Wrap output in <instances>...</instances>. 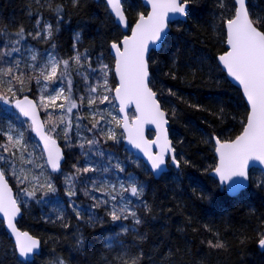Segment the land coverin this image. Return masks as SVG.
Wrapping results in <instances>:
<instances>
[{"label":"trees","instance_id":"16d2710c","mask_svg":"<svg viewBox=\"0 0 264 264\" xmlns=\"http://www.w3.org/2000/svg\"><path fill=\"white\" fill-rule=\"evenodd\" d=\"M225 2L227 9L219 7L218 0H195L189 5L187 19L170 23L164 45L150 52V87L167 113L169 135L180 166L169 164L168 170L155 178L139 158L124 148L121 139L117 143L98 137L99 151L104 155H94L97 163L119 162L125 169L122 176L130 175L143 186L140 199L132 198V206L142 223L136 225L131 217L113 222L103 205L94 210L91 219L86 214L76 217L70 203L88 208L94 201L81 191L83 177L75 181L77 195L69 198L65 194L68 185L60 175L62 171L68 175L74 173L73 165L83 167L84 161L80 158L83 160V151L88 146L81 149L75 144L72 129L69 131L72 146H68L61 131L56 132L52 135L63 146L65 160L60 171L47 172L52 176L55 193L37 191L35 197L23 200L18 198L19 188L14 178L9 171L6 174L23 211L18 225L40 239V253L32 261L19 260L0 219V264H133V261L138 264H264V248L258 245L264 231V173L257 168L250 169L247 186L234 196L210 174L217 161L213 137L220 140L236 137L248 113L240 89L228 79L217 59L226 50L225 22L233 15V0ZM248 4L250 13L264 16V0H248ZM57 5L62 9L59 14L54 10ZM123 5L128 28L139 13L147 11L140 0H124ZM57 15L64 19L52 38L43 41L27 36L28 32L35 31L38 16L55 27ZM20 27L26 34V39L21 41L22 49L30 46L38 54L54 52L58 59H69L75 54L73 43L79 34L76 49L80 53L87 50L94 67L101 54L104 62L113 67L109 45L127 33L115 23L104 0H77L76 3L73 0H39V3L37 0H0V33L6 31L15 38ZM5 39L0 36V46ZM17 55L13 53V57ZM69 63L79 104L78 97L87 93L76 69H84L74 61ZM108 81L114 88L113 72L109 73ZM31 85L32 80L15 98L25 94L34 97ZM0 92H4L2 86ZM15 98L9 95L7 105L0 101V122L6 118L21 119L11 107ZM77 115L83 123L93 121L88 117L87 99L78 109H73V119ZM101 174L98 171L87 176ZM27 185L31 190L32 183ZM35 186L39 188V183ZM65 224L68 226L64 227ZM122 224L129 231L123 232ZM209 241L222 243L224 247L214 248Z\"/></svg>","mask_w":264,"mask_h":264},{"label":"snow or ice","instance_id":"6c2138e0","mask_svg":"<svg viewBox=\"0 0 264 264\" xmlns=\"http://www.w3.org/2000/svg\"><path fill=\"white\" fill-rule=\"evenodd\" d=\"M39 3V0H37ZM77 0H73L76 3ZM112 12L117 18V22L128 27L125 13L122 7V0H106ZM195 0H146L150 6L147 14L139 13V18L134 27L131 28V35H125L119 42H112L110 47L114 51V68L104 62L103 54L96 58L93 66L91 57L85 53H80L76 49V41L80 37L77 34L74 38L73 49L75 54L69 59H58L54 52H49L47 58L38 57L36 51L30 46L22 49L21 41L26 39L25 29L20 27L15 33V38L5 32L0 36L6 37L4 44L0 46V86L5 84L7 79V91L15 98L18 92L24 91L27 82L35 79L41 86L43 94L39 102L30 100L27 96L22 99H15V108L24 116L30 118L31 127L43 142L41 155L39 159L44 160V164H36L31 159L32 153L28 150V142L25 140L22 131H15L11 125L5 131L0 128V135L6 137V142L0 144L2 153H0V213L7 218V226L11 229L16 238V247L20 257L27 259L29 256L38 254L40 241L28 232H21L13 223L14 217L21 212L18 199L12 195V189L8 185L6 174L8 171L15 176L19 183L29 180L24 168L17 172L16 160L23 164H35L41 168L40 175L44 174V169L50 168L52 172L60 170L62 160L61 148L57 144L53 133L57 132V124H62L61 129L64 139L72 146L71 138L68 133L73 128L70 114L73 109H78L87 99L89 115L93 119L91 127L77 123V136L80 140L77 146L85 149L84 155L87 157L95 149V155H104L99 151L100 140L98 137H106L107 140L119 142L126 133V139L130 145L141 150L150 162L153 172L161 171L166 165V155L171 154V160L179 167L180 162L174 155V149L171 148V142L168 139L166 125L168 124L167 114L162 109L161 103L157 99V93L150 87L149 60L150 52L162 47L166 42L169 24L176 20L177 16L187 18L189 5ZM219 7L227 9L225 0H218ZM43 7V5H41ZM233 15L226 19V44L227 50L218 57L223 70H226L228 76L234 82L242 86L243 94L250 105V111L244 122L243 130L234 140L222 142L219 138L213 137L217 145L216 152L219 154V164L214 169L218 174L222 185L228 186L229 193L237 194L243 185V180L247 178V168L250 161H259L264 163V16L250 13L248 0H233ZM54 10L59 14L62 9L59 5ZM255 16V19H253ZM62 15H57L55 27L43 17H37L35 20V31L28 32L27 36L36 40L47 41L53 37V32L59 30V24L63 21ZM258 25L260 27H258ZM11 45V47H9ZM55 49V45H52ZM29 53L28 58H23V53ZM13 53L18 54L13 57ZM11 58V60L5 59ZM27 59L30 62H25ZM69 60L74 61L76 65L84 69L77 71L85 85L87 95L78 97L73 86L72 75L70 71ZM62 65V67H61ZM27 69V71H25ZM114 72L118 77V84L113 88L109 86L108 76ZM35 73V75H32ZM175 78V74L173 73ZM89 81H92L89 83ZM16 85H19L17 88ZM111 94V95H110ZM175 95V93L170 92ZM5 104L10 103L6 96H0ZM58 100L64 103L57 105ZM107 102L112 109L118 113H124L122 117L113 114L107 107L100 108ZM49 107L59 108L61 114L54 117L48 113ZM43 109L47 113L45 120H41L39 110ZM134 109V111H133ZM132 112V118H129L128 112ZM110 117V119H108ZM80 121L81 116L75 117ZM122 128L123 132L118 135L110 126ZM50 125V127H47ZM146 125H154L157 131L155 140L145 138L144 130ZM82 131L92 133L93 137L82 135ZM15 133V134H13ZM59 135V133H57ZM153 146L159 148L158 152H153ZM16 149L20 152L17 157ZM25 153H28L27 158ZM76 169L74 173L66 176L65 182L68 185L66 195L69 198L77 195L75 181L83 177V194L89 197L94 203L88 208H81L70 203L69 207L75 212L79 219L82 214L93 218V212L101 205L105 206L106 214L111 217L113 222H120L133 218L134 223L139 225L142 220L137 216L133 209V200H139L143 195L144 188L138 185L129 175L127 181L109 183L100 181L94 177L87 176L88 173L102 171L107 173L108 167L102 170L97 169L89 161H86L83 167L73 165ZM118 172H125L124 167L118 162L114 165ZM235 178V179H234ZM32 180L39 183V188L32 185L31 190L25 187L21 189L25 197L33 198L37 191L47 190L54 192L50 179L40 182L37 176H32ZM31 182V181H29ZM117 184L119 187L117 188ZM91 185V187H89ZM94 192H100L101 196L94 195ZM124 193H128L127 196ZM144 207L147 209V205ZM59 218V217H58ZM68 225L65 224L64 227ZM122 231L129 229L121 225ZM214 248H223L222 243L212 241L208 242ZM259 245L264 247V234L258 241ZM63 264V262H61ZM133 264H138L133 261Z\"/></svg>","mask_w":264,"mask_h":264},{"label":"rangeland","instance_id":"374dc122","mask_svg":"<svg viewBox=\"0 0 264 264\" xmlns=\"http://www.w3.org/2000/svg\"><path fill=\"white\" fill-rule=\"evenodd\" d=\"M33 49V48H32ZM35 50V49H34ZM36 51V50H35ZM36 53H37V51H36ZM48 53H49V51H46L45 53H43V54H38L37 53V55H38V57H40V56H43V57H45V58H47V55H48ZM29 57V53L27 52L26 53V55H25V58H28ZM25 62H30V61H28L27 59H25ZM77 71H81V70H79V69H76V72ZM32 75H35V73H32ZM2 79H4L5 80V84L2 86V89H4V92L3 93H1L0 92V96H6L8 99H9V95H11V93H9L8 91H7V79L6 78H2ZM32 84H33V86H32V90H33V94H34V98H35V100H36V102H39V98H40V96L41 95H43V94H46V93H43L42 92V90H41V86L40 85H38L37 84V82H36V80L35 79H32ZM110 86V85H109ZM16 87L18 88L19 87V85H16ZM29 87V86H28ZM111 87V86H110ZM30 88V87H29ZM25 90V89H24ZM111 95V94H110ZM1 101V100H0ZM60 103H64V101L63 100H58L57 101V105L58 104H60ZM5 105H7V104H5ZM99 107L100 108H105V107H107L109 110H112L113 111V114H116V115H118L119 116V113L118 112H116V111H114L113 109H112V106L111 105H108L107 104V102H105V104H103V105H99ZM40 111H41V113H42V116H43V119L45 120L46 119V117H47V113L43 110V109H40ZM48 113H52V115L54 116V117H56V116H58V115H60L61 114V110L59 109V108H55V109H53V108H51V107H49V109H48ZM70 116H71V119H72V124H73V128H72V133L73 134H75V144H77V142L80 140V137L79 136H77V129H76V127H75V125L77 124V123H82V124H85V125H87V124H91V123H93L94 121H90V122H87V123H83V119H81L79 122L76 120V119H73V116H72V113L70 114ZM90 119H92V117H91V115H89L88 116ZM108 119H110V117H108ZM9 125H11L12 126V128L15 130V131H17V132H19V131H22L23 133H24V137H25V140H27V142H28V150H29V152H31L32 153V156H31V159L32 160H34L35 162H36V164H44V160L43 159H39V157H40V155H41V147H40V145L38 144V142L35 140V138L33 137V135H32V132H31V126H30V124H29V122L28 121H26V120H24L22 117H21V119H12V118H6V120L5 121H3V123L2 122H0V128H2L3 130H5V131H7L8 130V126ZM115 131H116V133L119 135V131H118V129H119V127H116L115 126V124L113 123L112 125H110ZM47 127H50V125H48ZM64 127V125H62V124H57V132H60L61 131V129ZM91 127V126H90ZM62 132V131H61ZM63 133V132H62ZM70 133V132H69ZM69 133H68V135H69ZM13 134H15V133H13ZM82 135H86V136H90L89 138H91V136L93 135L92 133H91V135H88L87 133H85V131H82ZM123 138V137H122ZM122 138H121V140H122ZM0 140H1V143L0 144H3V143H5L6 142V137H4L3 135H0ZM73 144V143H72ZM12 151H16V154H17V157H19V155H20V152L19 151H17L16 149H12ZM1 153H2V151H1ZM83 153H84V151H83ZM2 154H4V155H9L8 153H2ZM25 155V157L27 158V156H28V153H25L24 154ZM79 156H80V154H78ZM94 152H91V155H89L88 154V156L86 157L85 155H83L84 156V158H83V160L80 158V161H84L83 162V165L85 164V162L86 161H89V162H91L92 164H93V166L94 167H96L97 169H101L100 167L102 166V168H104V167H108L109 168V171L107 172V173H104V172H102V174L101 175H94L95 177V179L97 180V183L99 184L100 183V181H108L109 183H116V181L117 180H119V181H127L128 180V178H125V177H123L122 176V173H120V172H118V170H116L115 168H114V165H112L111 163H105V162H102V164H98L97 163V161H96V159L94 158ZM16 168H17V172L19 171V169L20 168H24L25 170H26V174L27 175H29V180H26L24 183H19L18 182V180L15 178V176H13L12 175V177L14 178V180H15V182H16V184L18 185V191H19V193H18V195H19V197L18 198H22L23 200H26L28 197H25L24 196V194H23V192L21 191V189H23V188H25V187H27L28 185H27V182L28 183H32V185H35L36 183H37V181L36 180H32V176H37L38 177V179H39V181L40 182H43L45 179H50L51 180V183H52V176L50 177V175H48L47 174V172H49V170H48V168L46 167L45 169H44V174L43 175H40V173H41V168L40 167H36L35 166V164H23L22 162H20L18 159L16 160ZM102 170V169H101ZM98 172V171H97ZM96 172V173H97ZM9 174L11 175V172L9 171ZM66 176H69L68 175V173L66 172V171H62V173H61V175H60V177H62V178H66ZM97 177V178H96ZM29 181H31V182H29ZM89 187H91V185H89ZM119 187V185L117 184V188ZM65 189L67 190L68 189V187H65ZM56 191V190H55ZM55 191L54 192H52V193H55ZM94 195H97V196H99V195H101V193L100 192H94L93 193ZM124 195L125 196H127L128 195V193H124ZM132 199V198H131ZM28 200V199H27ZM133 200V199H132ZM133 207V206H132ZM134 209V208H133Z\"/></svg>","mask_w":264,"mask_h":264},{"label":"water","instance_id":"95a60500","mask_svg":"<svg viewBox=\"0 0 264 264\" xmlns=\"http://www.w3.org/2000/svg\"><path fill=\"white\" fill-rule=\"evenodd\" d=\"M140 1H141L142 4L147 8V12L150 11V6L146 4V0H140ZM105 3H106V5H107V7H108L109 12H110L111 15L113 16L115 23H117V24L121 27V29H122L123 31H127V30H128V27L125 28L123 25H121V24H119V23L117 22V18L115 17L114 13L112 12L110 6L107 4L106 0H105ZM122 7H123V10H124L123 0H122ZM147 12H146L145 14H147ZM124 13H125V10H124ZM125 18H126V22H127V25H128V18H127L126 13H125ZM138 18H139V16H138L137 19L132 23V25H131L130 28H129L128 33L125 34V35H131V28L134 27V25H135V23L137 22ZM186 19H187V18L180 17V16H177V17H176V20H183V21H185ZM176 20H175V21H176ZM169 27H170V24H169ZM225 32H226V22H225ZM125 35H124V36H125ZM124 36H123V37H124ZM123 37H122V39H123ZM122 39H121V40H122ZM121 40H120V41H121ZM118 42H119V41H118ZM110 45H111V43H110ZM110 45H109V48H110L111 54H112V56H113V58H114V51L111 49ZM225 45H226V50H227L228 46H227V44H226V41H225ZM158 49H159V48H158ZM158 49H155V50H158ZM226 50H225V51H226ZM225 51H224V52H225ZM224 52H222L221 54H219V55L217 56V59H218V57H219L220 55H222ZM218 62H219V64H220V66L222 67V65H221V63H220L219 60H218ZM114 64H115V58H114L113 68H114ZM222 69H223V68H222ZM224 72L226 73L228 79H229V80H230L235 86H237V87L240 89V91H241V93H242V96H243V98H244V100H245V102H246V104H247V107H248V113H247V116H248L249 111H250V105L248 104V102H247V100H246V97H245L244 94H243L242 86H239V85H238V82H234V81L232 80V78H230V77L228 76L226 70H224ZM149 73H150V72H149ZM113 74H114V72H113ZM114 77H115V81H116V85H117V84H118V77L115 76V74H114ZM116 85H115V86H116ZM153 91H154V90H153ZM24 96H27L30 100H33L34 102H36V100H35L32 96H30V95H28V94L22 95V96H20V97H18V98H16V99H22ZM157 99H158V98H157ZM159 102H160V101H159ZM160 103H161V102H160ZM11 105H12L13 109H14L16 112H18L22 118L26 119V120L29 122L30 126H31L30 118H28V117H24V116L19 112V110L15 108V106H14V105H15V99L12 101ZM161 107H162V105H161ZM162 109L164 110L163 107H162ZM133 111H134V109H133ZM164 111H165V110H164ZM165 112H166V111H165ZM129 113H130V112H128V115H129V118L131 119L132 117H130V114H129ZM166 114H167V113H166ZM119 115H120V117H122V116L124 115V113H119ZM39 116H40L41 120L43 121V117H42V115H41V111H40V110H39ZM247 116H246V118H247ZM167 119H168V117H167ZM245 122H246V120H245ZM168 127H169V120H168V124L166 125V128H167V132H168V139H169V141L171 142V148L174 149V155H175L176 152H175V148H174V146H173V143H172V141H171V139H170L169 128H168ZM121 130H122V132H123V129H122V128H121ZM242 130H243V129H242ZM31 132H32V135L34 136V138H35V139L38 141V143L40 144L41 148H43V142L40 141L39 137L36 135V133L34 132V130L32 129V127H31ZM241 132H242V131H241ZM241 132H240L238 135H240ZM150 133H152V134H150ZM144 135H145V138L148 139V140H155L156 135H157V131H156V129H155V126H154V125H146V126H145V130H144ZM238 135H237V136H238ZM237 136H236V137H237ZM214 137H217V136H214ZM236 137H234V138L231 139V140H234ZM217 138H218V137H217ZM55 139H56V138H55ZM231 140H221V141H222V142H225V141H231ZM56 141H57V144L59 145V147L61 148L62 157H63L62 160H61V163H60V169H61V168H62V165H63V162H64V160H65V152H64V149H63L62 145L59 143V141H58L57 139H56ZM213 141H214V145H215V147H214V153H215V156H216V160H217V161H216V165H215V167L211 170L210 174H211V175H212V176L218 181L220 187L225 188L226 191H227V193H228L229 195L234 196V195H232V194L229 193L228 186H225V185H222V184H221L218 174L214 171V169H215V168L218 166V164H219V154H218V153L216 152V150H215L216 147H217V145H216V143H215V140L213 139ZM123 145H124V148H125V149H127L128 151H130L134 156L138 157V158H139V159H140V160H141V161L147 166V168L149 169V171L151 172V174H152L155 178H158L162 173L166 172V171L168 170V168H169V167H168L169 164H170V165H175V164L173 163V161L171 160V154H168V155H166L167 163H166L165 166L162 167V170H161V171H157V172H153L152 169H151V166H150V162L148 161V159H147V157L144 155V153H143L141 150L136 149L133 145H130V144H129V142H128L127 139H126V133L124 134ZM151 150L155 153V152H158V151H159V148L156 147V146H153V148H152ZM175 156H176V155H175ZM251 168H258V169H260V170L264 173V163H261V162H259V161H250V162H249V165H248V168H247L248 176H249V171H250ZM48 169L51 171L50 168H48ZM51 172H52V171H51ZM56 172H57V171H56ZM248 176H247L246 179L243 180V185H244V186H243L241 189L238 190L237 194H239V193H240V192H241V191L247 186V183H248ZM6 178H7V177H6ZM234 179H235V178H234ZM7 181H8V185H9V187L12 189V195H13V197L15 198L14 190H13V188H12V186H11V184H10V182H9L8 179H7ZM237 194H235V195H237ZM20 207H21V206H20ZM22 213H23V211H22V208H21V212H20L19 214H17V215L14 217V219H13V223L16 225V228H17L19 231H21V232H28V233H29V231H27V230H25V229H21V228L19 227V225H18V220L21 218ZM0 219L3 221L4 229H5V231L7 232L8 236L11 238V240H12V242H13V244H14L15 252H16V255H17L18 259L21 260V261H23V262H26V261H32L35 255H34V256H29L27 259L22 258V257L19 256V254H18V249H17V247H16V238H15V235L12 233L11 229L7 226V218L3 217V214L0 213ZM263 234H264V231H263ZM29 235L33 236L34 238H36V239H38V240L40 241V239H39L38 237L32 235L31 233H29ZM258 245H259V244H258ZM259 247H260V248H264V247H262V246H260V245H259ZM40 249H41V242H40ZM40 249H39L38 254L40 253ZM36 255H37V254H36Z\"/></svg>","mask_w":264,"mask_h":264},{"label":"bare ground","instance_id":"6f19581e","mask_svg":"<svg viewBox=\"0 0 264 264\" xmlns=\"http://www.w3.org/2000/svg\"><path fill=\"white\" fill-rule=\"evenodd\" d=\"M112 42H116V41H112ZM112 42H111V43H112Z\"/></svg>","mask_w":264,"mask_h":264}]
</instances>
